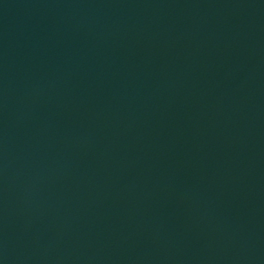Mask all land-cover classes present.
I'll list each match as a JSON object with an SVG mask.
<instances>
[{"label": "water", "instance_id": "1", "mask_svg": "<svg viewBox=\"0 0 264 264\" xmlns=\"http://www.w3.org/2000/svg\"><path fill=\"white\" fill-rule=\"evenodd\" d=\"M0 264H264V0H0Z\"/></svg>", "mask_w": 264, "mask_h": 264}]
</instances>
